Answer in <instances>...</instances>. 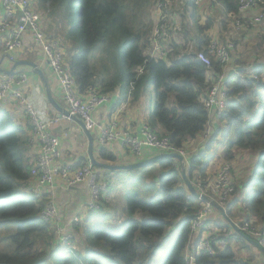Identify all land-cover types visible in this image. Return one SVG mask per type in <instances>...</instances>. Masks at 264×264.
<instances>
[{"label": "trees", "instance_id": "trees-1", "mask_svg": "<svg viewBox=\"0 0 264 264\" xmlns=\"http://www.w3.org/2000/svg\"><path fill=\"white\" fill-rule=\"evenodd\" d=\"M37 1L42 9L50 11L49 14L56 19L58 30L65 38L73 42V46L68 49V68L79 92L85 93L89 87H97L102 93L118 91L120 103L127 99L134 102L146 92L149 86L146 85L151 82L154 102L151 116L157 125L148 123L155 130V126L160 125L163 130L161 133L154 130L158 135L168 137L176 148L186 151L189 140H197L204 134L209 113L203 99L210 83L209 76H217L223 69L213 55L209 67L197 57L200 50L208 54L209 36L199 35L194 42V51L189 47L182 48L175 38H171V50L167 55L150 57L148 50L152 25L144 29L141 22L135 21L133 26L127 3H131L130 7L135 5V8H139L154 0ZM201 1L205 0H188L186 5L188 8L197 7ZM253 1L257 6L251 7L252 10L264 8V0H261L262 4H259L260 0ZM240 3L241 0H210L213 7L221 5L225 14L238 15ZM261 13L264 18L263 9ZM210 23L209 18L208 25ZM222 24L226 26L225 22ZM200 30L205 32V29ZM100 46L103 47L104 57L99 56L103 61V70L101 76L96 78L90 56ZM246 68L240 69V73L246 75L245 80L231 77L226 82L228 103L221 118L226 125L223 139L229 150L238 147L257 152L253 177L245 184L244 197L238 200L242 207L244 204L246 206L238 211V219L242 222L247 218L264 232V62ZM252 72L259 77V81L251 77ZM26 125L24 129L13 122L7 109L0 103V226L13 228L6 234L0 229V244L2 241L8 243L7 248L0 249V264H111L105 254L99 255L92 250L96 245L102 249L103 246L109 248L123 264H154L162 247V238L178 222V235L168 248L162 264H187L190 225L205 203L189 192L177 159L169 157L156 162L162 172L155 197L150 200L142 199L137 194L127 197L130 220L120 233L98 226L91 235L86 229L83 242L77 241L73 234L77 247L72 252L66 251L52 226L40 216L45 206L42 198L30 193L31 171L35 162L29 157L32 146L26 134L30 126ZM216 137L217 134L209 139V149ZM99 157L112 162L116 160L107 147L100 149ZM226 158H231L229 152ZM211 159L207 152L189 159L188 177L194 185L199 180L206 181V170ZM87 161L84 159L75 166ZM234 203L227 204L225 215L215 208L225 225H211L212 228L217 227V231L209 233V229H206L209 222L206 223L197 239L200 240L206 234L213 243L214 252L200 251L195 256L194 264H232L240 261L229 239L226 248L215 245L216 240L227 237L229 232H233L248 246L254 245L249 240H256L255 237L240 233L229 221L237 217L233 211L238 203ZM78 225L73 227L76 232H80ZM241 261L246 264L253 262L249 258Z\"/></svg>", "mask_w": 264, "mask_h": 264}, {"label": "built area", "instance_id": "built-area-1", "mask_svg": "<svg viewBox=\"0 0 264 264\" xmlns=\"http://www.w3.org/2000/svg\"><path fill=\"white\" fill-rule=\"evenodd\" d=\"M243 2L244 4L240 7L237 20L233 14L230 15L236 21L238 27L241 28L242 25L241 29L248 28L250 24L262 19L261 13L255 14L252 17L253 20L242 22L241 18L248 14L251 7L257 6V3L253 0H244ZM262 3L263 1L260 0L259 4ZM5 15L6 17L0 20V31H7L8 29L10 31L12 21L16 24L15 30L11 32L4 43L5 47L9 50L14 49L21 46L26 37L31 39L39 55L46 59L58 79L65 108L71 115L82 120L88 129L100 127L98 139L102 145L120 141L136 155L141 154L144 148L149 147L159 152H177L186 158L187 152L185 150L176 148L168 137L158 135L152 126L148 124L143 126L141 137L120 131L116 122L104 125L98 124L93 112L110 100V94L100 92L97 87H89L85 93L79 92L77 83L69 71L65 56L59 48V40H50L46 37L36 15L32 11L30 0H5ZM159 31V29H156L150 38L151 45L148 50V56L150 57L161 58L171 50L168 38L169 31H162L161 34H159ZM173 33L177 35V30H173ZM232 43H234L232 39L221 42L211 37L207 47L208 54L205 50H200L197 52V57L209 67L212 65L211 56L213 55L223 68L227 69L232 63V51L235 49V43ZM164 45H167V47ZM235 70L240 71V68ZM227 77L224 73L215 77L209 76L210 83L203 99L209 118L215 116L217 119H221L225 114L228 103ZM26 85L27 76L25 73H15L0 77V101L5 100L8 95H12L24 106L33 138L39 143V153L31 171L32 176L36 179L30 187V191L37 198H47L40 216L52 226L54 233L58 236L60 242L64 244L65 250L72 252L76 249L77 244L75 240L73 241V234L65 232V227L62 223L64 216L54 199L58 178L67 187L84 184L90 194L87 207L94 210H98L103 206V194L108 190L109 183L102 177L101 170L94 166L90 159H88L87 163L80 166L60 162L62 158L61 138L55 133L54 126L64 119H73L64 113L48 116V114L40 112L26 97ZM195 187L200 193L205 194L222 207L224 212L221 213L225 215L228 200L235 193L231 164H223L213 180H206L205 182L199 180L196 182ZM204 203L203 208L197 211L190 225L189 243L186 248L187 264H194L195 256L200 251L214 252L213 243L208 236L201 237L195 243L192 242L197 239L209 218L215 212V207L212 204ZM73 220L78 222L80 220L79 215L75 216ZM231 223L239 232L241 231L240 233L245 232L255 237L258 243L264 247V232H260L252 226V221L244 218L242 222L231 221ZM230 236L234 237L233 232H229L227 237L216 240L215 245L220 248H226ZM232 264L246 263L238 261Z\"/></svg>", "mask_w": 264, "mask_h": 264}, {"label": "crops", "instance_id": "crops-1", "mask_svg": "<svg viewBox=\"0 0 264 264\" xmlns=\"http://www.w3.org/2000/svg\"><path fill=\"white\" fill-rule=\"evenodd\" d=\"M31 8L34 14L36 15L42 31L45 33L46 37L50 40H59V48L62 50L65 59L68 63L70 54L68 53V49L73 46V42L70 39H66L63 35L61 30H58V23L52 15H50V11L46 8H41L39 5V2L37 0H30ZM210 0L201 1V6L197 5V9L201 10V7H204L207 9L209 8ZM213 7V6H211ZM253 12L255 10H252ZM224 12V11H223ZM204 13V9L202 11ZM202 13L199 12L200 20L204 19L202 17ZM230 20L231 14H226ZM206 16V15H205ZM6 17L5 15V0H0V20L4 19ZM16 28L15 22L12 21V27L9 31H0V67L4 69H11L16 61H33L37 64L38 68L42 70L46 83H48V87L51 90L52 95L54 96L55 100L63 107H65V104L63 102L62 93H61V86L58 82L57 77L49 67L46 59H44L41 55H39V52L37 48L33 45L31 42V39L28 37L25 38L24 43L21 46L15 47L14 49H8L5 47L4 43L7 39V37L13 32ZM223 34V33H221ZM203 35H206V32L203 33ZM220 35V34H219ZM246 35V34H245ZM207 36V35H206ZM196 37V38H195ZM199 37V35H195L194 37H188L186 36L187 40L189 41V45L194 44L195 40ZM210 38L213 36H209ZM242 59H244L243 55L240 53L238 48L234 50V53L232 54V63L228 66L227 69L223 68L222 73L224 74H231V76L234 73V70L237 68H250L255 63H246ZM19 73H25L27 76V85H26V97L28 100L34 104L42 113L48 114V116H55L58 114H61L59 110H57L48 100L46 93H45V85L44 82L41 79V76L36 74L32 67L27 64L19 65L16 68V74ZM221 73V74H222ZM4 73H0V77H3ZM215 77L214 75H212ZM218 76V75H217ZM153 91L150 90V86L147 87L146 92L142 94L140 99L138 101H134L127 99L124 102H118L119 98V92L115 91L110 94V100L98 107L94 112L93 116L98 124L104 125L106 123L110 122H116L119 126L120 131L129 132L131 134H135L138 137H141L142 129L144 125H150L149 123L152 122L153 124L157 125V121L154 120L151 116L152 109H149L147 106V98L152 94ZM152 98V97H151ZM1 105L7 109L9 112L10 119L15 122L17 125H21L24 129L27 128L26 124L28 123V118L24 109L23 104L15 99L12 95H8L7 98L0 102ZM156 121V122H155ZM149 122V123H148ZM30 126V124H29ZM152 126V125H151ZM156 129H159L160 127L155 126ZM226 125L221 119H217L215 116L209 118L208 125L205 129V132L200 138L197 140H189L186 145V158L185 160L187 163L189 162V159L193 156H196L198 154H202L204 152H207L209 156L212 157L207 170H206V180H213L215 178L216 173L221 168V166L225 163H229L231 161H228L229 159L233 158L231 155L232 149L229 150V148L225 149L222 152L215 151L213 152L214 146L209 149L207 147L208 141L210 138L213 137L215 134H219L218 132H221V130H224L225 133ZM90 133L92 134L93 139V154L97 161L107 163V164H128L129 162H135L137 160H143L149 157H152L159 153L158 150L154 148H144L141 152V154L136 155L133 153L127 146L123 145L120 141H114L110 142L109 144L102 145L99 142V132L100 127H96L95 129H89ZM155 130V129H154ZM54 131L56 134H58L61 138V150H62V158L60 160L61 163H67V164H73L76 165L79 162H81L84 159H90L89 157V146H90V139L85 130L82 128V126L76 122L75 120H67L64 119L60 123L56 124L54 126ZM156 131V130H155ZM27 135L30 137V143H31V151H30V160L34 163L37 155L39 153V143L37 140H34L33 133L31 131V126L29 130L27 129L26 132ZM67 134V135H66ZM102 147H107L110 152H112L116 156V160L114 162L106 160V159H100L99 157V151ZM230 153L231 158L227 159V153ZM250 163L251 166L249 168H246L244 170L240 169L238 170L237 163H234L233 166L236 168L232 172L233 180L237 181V190L238 192L228 200V204L230 202L236 201L238 203V200L244 197L246 190H245V184L253 177L254 173V167L256 165V158H253ZM158 164V163H157ZM231 164V163H230ZM188 165V164H187ZM232 165V164H231ZM159 167V166H158ZM188 167V166H187ZM98 168V167H97ZM100 173L102 174V177L109 180V177H113L115 174V171H107V169H100L98 168ZM248 169V171H247ZM162 170L158 168L156 172V177L159 178L160 173ZM247 172V173H246ZM246 174L244 180L239 183V176H243ZM35 177H31L30 181V187L35 182ZM235 181V182H236ZM234 182V183H235ZM31 193V192H30ZM55 201L61 210L63 214V225L65 227L66 233H72L74 236L77 237V241L83 242L82 238L85 239V232L87 228V225L91 222H99L100 219H102V216L98 214H93L94 212H98L101 209H110L108 205H106L105 197L103 199L102 207L98 210L89 209L87 207V202L90 199V194L88 191V188L84 184H78L72 187L65 186L60 179L58 178V185L55 190ZM43 203L45 204L47 202V198H43ZM235 204V203H234ZM246 206L245 204L242 205L238 203L235 205L234 211L240 212L242 209H244ZM247 210V209H245ZM220 211V210H219ZM215 210L213 216H211L208 220L209 224L206 227L209 233H212L213 231H217L216 228H212L211 225H214L216 223H219L221 225H225L224 221L221 218L220 212ZM235 214V213H234ZM79 215L80 222L78 225L79 231H75L73 227L78 224L74 222V217ZM237 217L232 218V221H236V219L239 218L238 214H236ZM118 216L122 217V223H120L119 227L117 229H121V226L123 224L128 223L130 218L128 214H124V212H118ZM180 223H176V227H178ZM77 229V230H78ZM204 234V233H203ZM203 236H206L204 234ZM202 236V237H203ZM254 238V237H253ZM233 240H240L238 237L234 236L232 238ZM198 239L192 241L193 243L197 242ZM255 240V239H254ZM244 241H241V244L244 245ZM239 244V242H238ZM100 246L96 245L93 246L92 250L98 254L101 253ZM264 253L260 251L259 256L262 257L255 259L256 261L252 262L253 264H264ZM260 261V262H258Z\"/></svg>", "mask_w": 264, "mask_h": 264}, {"label": "rangeland", "instance_id": "rangeland-1", "mask_svg": "<svg viewBox=\"0 0 264 264\" xmlns=\"http://www.w3.org/2000/svg\"><path fill=\"white\" fill-rule=\"evenodd\" d=\"M187 1L188 0H154L150 4L139 8H135V5L130 7L131 3H127V12L133 19L131 22L133 26L135 25V21L141 22L140 25L144 29H147L149 25H152V29L150 31L151 34L149 33L150 38L156 29L160 30L159 34H161L162 31H169V40L171 38H175L176 43L179 44L182 48L183 46H185L194 51L196 50V47L193 44L189 45L186 36L194 37L197 34L203 35V31H201L200 29H205L206 35L213 36L215 40L225 42L232 39L235 43L232 44H234L235 48H238V50L244 57V59L242 60L246 63H255L252 67H255L257 66V64L259 65L264 62V18L260 19V21L250 24L248 28L241 29L242 25L240 28L236 25V21L233 18H231L232 20H230L229 17L223 12V8L221 5L217 7H207V9L201 7V10H198L194 6L188 8L186 5ZM243 1L244 0H241L240 7L242 6V4H244ZM197 5L201 6V2H199ZM203 9L204 13H202ZM262 9L264 10V8L261 7L259 9V12H253L252 9H250L248 14L243 17V20L241 18V21L245 23L251 20L255 14H261ZM199 12L202 13V17H204V19L200 20ZM233 16L237 20L239 15L233 14ZM209 18L211 23L208 25ZM223 22L226 23V26L222 24ZM173 30H177V35H174ZM159 41L160 40L158 39V42ZM164 46L167 47V45ZM102 48V46H100L99 48H95L90 56V62L96 73V78L101 76L103 70V61L100 60L99 57H104V55L102 54ZM147 48L145 50L146 54ZM234 50L235 49H233L232 54L234 53ZM251 74V77L259 81V77L256 74H254L253 72ZM226 76H228L227 80L231 77H239L241 80L246 79V75L240 73L239 70H234L232 76L231 74H226ZM148 85L150 86V90L153 91V84L150 82L146 86ZM153 103V98L149 96L147 98V106L149 109H153ZM158 127H160L159 124ZM162 131L163 130L161 127L159 129H156V132L158 134ZM218 133L219 134L217 135L216 140L213 143V152H222L228 148L227 142L223 139L224 130H221V132ZM231 155L233 156V158L229 159L228 161H231L229 162V164H232L231 166L233 177L235 178L234 171L236 170V168L233 166V161L234 163L239 162L237 163L238 170L243 168L245 170L246 168H249L251 166L252 163L250 162L254 160V157H257V152H250L245 149L234 147L231 151ZM158 168L159 167L157 163H154L145 168L115 171V175L113 177H109L108 190L103 194V196L105 197L106 205H108L110 209L104 208L99 210L98 212L93 213L95 215L98 214L102 216V219H100L99 222H91L87 225L90 234L92 235L94 229L98 226H103L113 233H120L122 229L127 225V223L123 224V226H121V229H117L120 223H122V217L118 216V212H124V214H127V197L131 194H137L142 199L150 200L158 193L159 178L156 177ZM245 176L246 174H244L243 176H239V183L244 180ZM235 181L236 180H234V182ZM234 184L236 191L237 181ZM234 213L238 214L236 210L233 211V214ZM145 218L148 219L149 217L145 216ZM229 221L231 222L232 218H230ZM236 221H239V219H236ZM252 226L254 225L252 224ZM255 228L261 232L260 227ZM0 229L2 230L1 232H3V234H6L13 230V228H8L7 226H0ZM177 230V227L173 225L166 231L164 237L162 238V247L154 264L163 263L167 255L168 248L171 246L173 240L178 235ZM229 242L233 246L240 261L243 258L252 259L253 262L258 258H261L262 260V257L257 255L261 251L257 246H248L246 243L242 245L240 240L237 241L229 239ZM7 247V241H2L0 244V249H5ZM248 248H250V250ZM100 250L101 253L99 255L105 254L111 264H123L119 257L109 248H104L103 246V249L100 248ZM249 263L253 264L252 261Z\"/></svg>", "mask_w": 264, "mask_h": 264}, {"label": "water", "instance_id": "water-1", "mask_svg": "<svg viewBox=\"0 0 264 264\" xmlns=\"http://www.w3.org/2000/svg\"><path fill=\"white\" fill-rule=\"evenodd\" d=\"M23 64H27L30 65L33 69V71L41 76L42 81L44 82L45 85V93L46 96L49 100V102L57 109L59 110L61 113H64L67 116H70L73 120H75L76 122H78L82 128L85 130V132L87 133V135L89 136L90 141V146H89V157L91 162L93 163L94 166L100 168V169H107V170H128V169H139V168H145L153 163L159 162L160 160L164 159V158H175L179 161L180 163V167H181V173H182V177L186 183V186L189 190V192L193 195L198 197L200 200L210 203L212 204L216 209L220 210L221 212H224V209L222 207H220L214 200H212L211 198H209L208 196H206L205 194H202L198 191V189L195 187V185L192 183V181L189 179L188 177V168H187V162L185 160V157L177 152H159L156 155L143 159V160H137L135 162H129L128 164H107V163H103V162H99L95 159L94 154H93V139H92V134L90 133V130L87 128V126L85 125V123L80 120L79 118H77L76 116H73L70 114V112L63 106H61L54 98V96L51 93L50 88L48 87V83H46V79L45 76L42 72L41 69L38 68L37 64L33 61H16L15 64L13 65V67L9 70L4 69L2 67H0V73H4L7 75H11V74H15L16 73V68L19 65H23ZM252 244H254L255 246H257L258 248H260V250L264 253V247L261 246L257 240H249Z\"/></svg>", "mask_w": 264, "mask_h": 264}, {"label": "clouds", "instance_id": "clouds-1", "mask_svg": "<svg viewBox=\"0 0 264 264\" xmlns=\"http://www.w3.org/2000/svg\"><path fill=\"white\" fill-rule=\"evenodd\" d=\"M188 164V163H187ZM221 212V211H220Z\"/></svg>", "mask_w": 264, "mask_h": 264}]
</instances>
